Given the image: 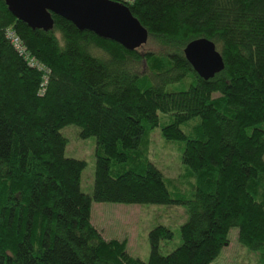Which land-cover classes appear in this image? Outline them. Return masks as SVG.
I'll return each mask as SVG.
<instances>
[{
    "label": "trees",
    "instance_id": "1",
    "mask_svg": "<svg viewBox=\"0 0 264 264\" xmlns=\"http://www.w3.org/2000/svg\"><path fill=\"white\" fill-rule=\"evenodd\" d=\"M117 1L155 50H126L53 14L50 30H32L0 0V264H209L231 227L264 264V0ZM198 38L223 62L208 79L182 52ZM68 124L94 138L91 194L79 188L85 162L63 154ZM155 126L183 143L189 196L172 197L146 157L110 172L147 150ZM91 201L183 205L180 243L160 254L172 232L157 225L147 260L134 258L126 240H105L89 222Z\"/></svg>",
    "mask_w": 264,
    "mask_h": 264
},
{
    "label": "rangeland",
    "instance_id": "2",
    "mask_svg": "<svg viewBox=\"0 0 264 264\" xmlns=\"http://www.w3.org/2000/svg\"><path fill=\"white\" fill-rule=\"evenodd\" d=\"M144 45V46H143ZM138 50L154 49L146 41ZM150 47V48H149ZM171 116L159 113V124L170 122ZM198 119L179 125L184 134H188L189 125ZM78 127L68 124L59 129L60 134L66 139L64 156L83 160L85 165L79 177V188L83 193L91 194L93 186V171L95 160V142L93 137L81 138ZM147 150L133 160L132 153L128 160L122 164H113L111 174L126 169H136L141 166L140 160L145 159L152 163L162 174L167 190L173 197L174 189L181 190L189 196L193 190L194 180L188 176L186 169L180 162L183 143L167 141L160 135V127L155 126L149 131ZM140 146V145H139ZM147 153V155H146ZM138 163V166L133 162ZM117 169V171H114ZM187 219V213L180 204H122L112 202L91 201L89 222L100 232L105 239L126 240V252L142 261H146L149 254L148 231L157 225H162L172 232V237L167 241H160L158 251L165 255L180 243L178 227ZM227 244L209 264H257L255 251H250L237 242V229L231 227L227 232Z\"/></svg>",
    "mask_w": 264,
    "mask_h": 264
},
{
    "label": "water",
    "instance_id": "3",
    "mask_svg": "<svg viewBox=\"0 0 264 264\" xmlns=\"http://www.w3.org/2000/svg\"><path fill=\"white\" fill-rule=\"evenodd\" d=\"M11 15L30 29L52 28L51 15L69 21L79 31L114 41L126 50H134L147 40V31L117 0H4ZM184 58L202 79L210 78L223 68L220 54L212 41L193 39L182 49Z\"/></svg>",
    "mask_w": 264,
    "mask_h": 264
},
{
    "label": "built area",
    "instance_id": "4",
    "mask_svg": "<svg viewBox=\"0 0 264 264\" xmlns=\"http://www.w3.org/2000/svg\"><path fill=\"white\" fill-rule=\"evenodd\" d=\"M7 35L9 37L11 43L13 44V46L15 48H17V50L20 53H22L23 52V49H22L21 45L19 44V41H18L17 37L14 34H12L11 32H7Z\"/></svg>",
    "mask_w": 264,
    "mask_h": 264
},
{
    "label": "crops",
    "instance_id": "5",
    "mask_svg": "<svg viewBox=\"0 0 264 264\" xmlns=\"http://www.w3.org/2000/svg\"><path fill=\"white\" fill-rule=\"evenodd\" d=\"M98 230V229H97ZM99 231V230H98ZM102 233V232H100ZM102 235V234H101ZM103 237V236H102ZM104 238V237H103ZM105 239V238H104ZM112 239H115V238H112ZM105 240H108V239H105ZM116 240H122V239H116Z\"/></svg>",
    "mask_w": 264,
    "mask_h": 264
}]
</instances>
